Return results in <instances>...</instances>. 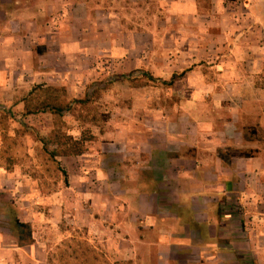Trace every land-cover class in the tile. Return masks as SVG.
<instances>
[{
  "label": "crops",
  "instance_id": "obj_1",
  "mask_svg": "<svg viewBox=\"0 0 264 264\" xmlns=\"http://www.w3.org/2000/svg\"><path fill=\"white\" fill-rule=\"evenodd\" d=\"M124 66L165 86L131 88L89 137L75 104H43ZM263 79L264 0H0V264H74L43 226L63 216L121 245L131 227L127 253H93L111 264H264Z\"/></svg>",
  "mask_w": 264,
  "mask_h": 264
},
{
  "label": "rangeland",
  "instance_id": "obj_2",
  "mask_svg": "<svg viewBox=\"0 0 264 264\" xmlns=\"http://www.w3.org/2000/svg\"><path fill=\"white\" fill-rule=\"evenodd\" d=\"M200 3V6L203 8L204 11H208L211 7L212 0H198ZM241 7V5H240ZM153 10V9H152ZM151 11V10H149ZM132 61H135L136 58H131ZM129 60V59H128ZM106 66H103L102 68L105 69ZM101 68V69H102ZM120 71L126 75L127 77H134L132 80L131 78H122L121 72H113L109 76V79H99L95 78L92 81H89V88L91 94L89 95V98L87 100V97H76L73 98L75 101H81V100H87V103L80 104L78 102H75V112L74 117L78 118L81 123H83L82 128L84 129L83 133H85L86 136L89 137V134L91 133L92 129H99L103 123L110 118L113 110H111V105L115 104H126L128 106L132 103L131 96L129 94L130 89L135 87L136 85L146 84L148 86L154 87V88H160L164 87V83L162 81L157 82L153 81L152 83H149L147 79H138L137 77H142L143 72L142 70H133L130 67L124 66V69L121 67ZM118 75V76H117ZM264 85V79L262 81ZM163 97V95H162ZM78 103V104H77ZM130 113V112H129ZM62 121V120H61ZM63 121L60 122V131L63 130ZM63 133V132H61ZM91 136V134H90ZM62 140V138H61ZM16 208H12V214H11V227L13 230V217L16 215L23 214V211L26 210L23 207L15 206ZM76 210H79L75 208ZM74 210V209H73ZM72 210V211H73ZM66 214V211H64V215ZM51 215V214H50ZM38 224V222H35ZM48 225L49 228H51V231H48V234L50 237L54 235V237H57V234L61 233L63 236H68V240H65L62 242L58 247H61L63 249L68 248L70 249V256L69 261L74 264H111L114 263V257H107L104 256L100 258L98 255H93L94 252L99 254V250H115V248H122L127 251L130 249V243H128L125 240H128L133 232L130 230L131 227H128L127 230H125L123 237H124V245H121L119 243V240H116V233L113 232H107L106 235L103 234V236H99L100 233H103V231L99 228L94 229V235L91 236L88 233V229L86 228H78L77 226L73 225L71 221L64 216L62 217L61 221L58 223L52 224L51 222L44 223L43 226ZM106 229L108 230V226L105 225ZM43 228H41L38 225H34V233L37 235V237H40V233ZM14 232V231H13ZM15 233V232H14ZM120 233V232H119ZM118 233V234H119ZM121 234V233H120ZM88 236L90 237L91 241L88 242L87 240L82 239L83 237ZM143 239V242L145 243L146 247L149 246V244H152L155 240L149 239L147 240ZM157 241V240H156ZM67 242V244H64ZM158 242V241H157ZM120 246V247H119ZM155 248V247H152ZM155 249H152V254ZM85 253L89 254L86 255ZM90 253H92V262L88 263L85 260L89 259ZM130 255L126 254L124 257V260L121 262H118V264H135L134 261L130 260ZM67 260V257L66 259ZM107 261V262H106ZM65 262V261H64Z\"/></svg>",
  "mask_w": 264,
  "mask_h": 264
},
{
  "label": "trees",
  "instance_id": "obj_3",
  "mask_svg": "<svg viewBox=\"0 0 264 264\" xmlns=\"http://www.w3.org/2000/svg\"><path fill=\"white\" fill-rule=\"evenodd\" d=\"M231 1H234V0H231ZM145 77H148V75H145ZM174 78H173V80H174ZM151 79H152V77H151ZM173 80L168 82V83L166 82L165 84L167 86H170L173 83ZM51 91H52L51 89H47L45 91V93H49L47 95V98L45 97V99H49V101L45 100L43 102L44 106H48V107L57 106V107H59L60 112L61 111L63 112V110L64 111L70 110L71 112L73 111L71 104H73L74 102L67 104V103L63 102V99H61L60 97H59V100H56L52 97V95H50ZM88 98H89V96L87 97V100H88ZM87 100H81V101H75V102H78L80 104H85V103H87ZM62 112L60 114H63ZM61 138L62 137H60V136L58 137V139L60 141H61ZM63 144H65V145L70 144V147L66 150L60 151L59 152L60 155H64V156L79 155V154H82V152L84 151L82 142L74 141L71 137H66V138L64 137V143ZM13 227L17 233V236H18L19 246L22 247V246L30 245L31 243H33V232L31 230V227L29 224L21 223L17 218H15L13 220Z\"/></svg>",
  "mask_w": 264,
  "mask_h": 264
}]
</instances>
